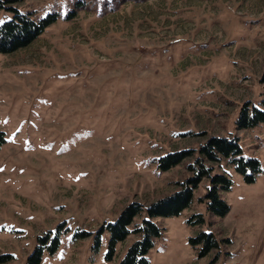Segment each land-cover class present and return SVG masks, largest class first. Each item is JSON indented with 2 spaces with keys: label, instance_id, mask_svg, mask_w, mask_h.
<instances>
[{
  "label": "rangeland",
  "instance_id": "rangeland-1",
  "mask_svg": "<svg viewBox=\"0 0 264 264\" xmlns=\"http://www.w3.org/2000/svg\"><path fill=\"white\" fill-rule=\"evenodd\" d=\"M0 1L60 16L0 54V264H27L38 248L39 264H120L141 236L109 259L108 226L138 203L133 231L184 188L211 137L238 138L258 175L248 183L227 160H202L232 180L221 193L230 211H209L205 178L181 215L152 219L162 235L147 262L264 264V123H237L245 104L264 111V0ZM12 15L1 11L0 25ZM183 150L191 156L159 169ZM201 233L219 242L202 258L191 245Z\"/></svg>",
  "mask_w": 264,
  "mask_h": 264
},
{
  "label": "trees",
  "instance_id": "trees-1",
  "mask_svg": "<svg viewBox=\"0 0 264 264\" xmlns=\"http://www.w3.org/2000/svg\"><path fill=\"white\" fill-rule=\"evenodd\" d=\"M6 1H0V12L3 10L12 11V18L9 21L0 25V54L7 55L12 52L26 48L37 40L40 35L48 29L49 26L55 24L59 19V14L49 13L43 17L35 18V15L30 13H22L12 7H7ZM78 8L82 7L81 2L77 5ZM76 16L72 12L67 15V19L71 20ZM264 76V75H263ZM238 125L240 129H248L253 125L264 123V111H261L257 106L245 104L238 116ZM5 134L0 132V150L2 145L5 144ZM201 161L221 163L228 161V164L233 166L238 175H244L248 183L254 182L255 176L260 171V163L253 158H246L243 154V149L240 146L238 138H218L211 137V139L203 146L200 151ZM191 156V153L183 150L182 152L170 153L163 156L158 164L159 169L163 172L181 164ZM201 161H198L200 168L189 179L187 183L181 184L184 186L181 190L168 196L164 199L157 200L149 205L147 208V219L144 218L143 223L132 231L130 226L134 224V218L138 217L143 212V207L138 203H132L127 206L126 210L122 212L119 218H116L115 223L108 226L109 234L111 236L109 246V259L113 258L114 247L117 244L125 241L129 234L133 232L141 236V240L131 245L127 254L120 261V264H149L147 257L151 251L156 238L161 236V228L153 222L155 217H175L182 214V212L190 206L193 200L194 190L198 188L205 178H209L210 186L207 188V195L205 203L208 204V209L211 213H215L218 217H223L230 211L228 203L224 202L221 193L230 191L233 182L227 174L209 175L211 168L205 166ZM201 163V164H200ZM195 170L194 166H191ZM251 172L252 176L247 173ZM201 218L198 217L195 223H200ZM218 241L213 233H201L198 237L191 239L192 247L196 248L202 246L199 257H206L212 250L217 249ZM43 252L41 248L36 249L29 257L27 264H39L42 260ZM215 263V262H214ZM212 263V264H214Z\"/></svg>",
  "mask_w": 264,
  "mask_h": 264
}]
</instances>
